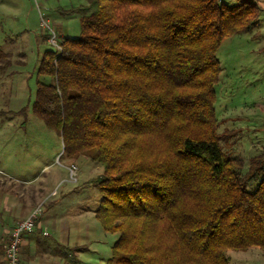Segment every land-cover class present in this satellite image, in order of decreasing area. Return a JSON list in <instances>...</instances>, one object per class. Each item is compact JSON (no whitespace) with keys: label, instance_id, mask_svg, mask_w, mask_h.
<instances>
[{"label":"trees","instance_id":"1","mask_svg":"<svg viewBox=\"0 0 264 264\" xmlns=\"http://www.w3.org/2000/svg\"><path fill=\"white\" fill-rule=\"evenodd\" d=\"M257 0H86L80 33L45 50L32 112L63 152L103 166L95 217L118 232L104 264H229L264 253V152L221 145L215 85L223 38L245 30ZM0 50V71L7 66Z\"/></svg>","mask_w":264,"mask_h":264},{"label":"rangeland","instance_id":"2","mask_svg":"<svg viewBox=\"0 0 264 264\" xmlns=\"http://www.w3.org/2000/svg\"><path fill=\"white\" fill-rule=\"evenodd\" d=\"M85 3L86 0H0V50L6 53L8 61L0 71V211L5 203L8 208L10 203L17 205L12 201L33 202L38 194L34 189L42 177L47 178L46 185L53 186L58 177L65 174L63 165L71 157L63 152L58 133L45 126L32 112L31 105L37 82L50 80L47 75L37 74L43 52L52 47L48 27L56 34L58 43L66 36L77 37L80 14H65L61 10ZM253 24L254 21L245 30L222 39L216 53L220 73L215 85L217 132L225 135L221 145L228 154L242 161L241 173L250 190L255 188L260 176L246 175L248 162L252 156L264 152V51L252 53L248 49L250 44L256 45L251 43L250 35H246ZM0 64H4L1 59ZM84 158L80 156L74 161L79 163ZM88 160L78 172V183L82 177L103 172L99 162ZM46 164L48 167L43 168ZM34 177L38 179L36 182L26 184L25 180ZM65 178L56 185L55 194L41 202L45 201L42 210L59 201L63 188L70 185L69 174L66 173ZM80 184L88 191V206H98L99 186ZM73 206L74 202L68 206L66 202L64 207L70 210ZM4 214L0 213V264L3 244L9 235L1 226ZM90 221L95 228L86 232L82 227L78 231L76 240L81 243L74 250L78 257L72 254L64 257L57 252L59 249L51 248L46 258L39 251L37 263L62 264L64 258H69L72 264H102L103 257L111 256V245L118 232L105 231L95 216ZM227 256L229 264H264V253L258 246L229 249Z\"/></svg>","mask_w":264,"mask_h":264},{"label":"crops","instance_id":"3","mask_svg":"<svg viewBox=\"0 0 264 264\" xmlns=\"http://www.w3.org/2000/svg\"><path fill=\"white\" fill-rule=\"evenodd\" d=\"M257 2L259 5L258 15L254 20V24L246 34L250 35V37L253 39V41L251 42L252 44L256 43L255 46H252L251 44L249 45L248 49L251 50L252 53L255 51H264V0H257ZM262 65H264V62L262 63ZM86 158L87 157H85L84 159H80L81 161H78L79 163H76V161H74V158L69 159L68 162L64 163L63 165L65 174H69L68 166H70L71 164H76L78 166V177V172L82 165L86 164L87 161H89L88 158ZM47 167V164L43 166V168ZM65 174H63L60 178L58 177L53 186L51 184L49 186L46 185L47 178L42 177L43 179H40L39 183L34 189V191H37L38 194L33 202L29 200L28 202L21 204L17 200L12 201L17 205L14 206V204L10 203V208L6 207L7 203H5L2 207V210L0 211L1 215L3 214V212H5V214L1 216L2 230L5 232H9L11 226L18 219L25 217L37 204L41 203L43 200L51 198L56 192L55 188L58 182L60 180L66 179ZM92 177L94 176L89 175L86 177H82L80 183H83L86 187H89L88 185L92 184L89 183L88 180H90ZM36 180L38 179L34 177L30 180H25V182L26 184L31 185L36 182ZM78 181V178H76L75 181H69L70 185L63 188L59 196V201H56L55 203L52 202V204L48 206V209H43L36 222L35 228L32 231L25 233L20 252L21 264H38L37 261L39 257V251H41V253L44 254L46 258V254L51 248L53 250L54 248L59 249L60 252H57L64 257H70V254H72V257H78V254L76 255L74 251L75 247L79 246V243H81L76 240L78 238V231L82 229V227L85 228L86 232H89L90 228L92 227L95 228L94 222L90 221V218L92 216H95V210L97 208V205L96 207L92 208L88 206L86 200V197L88 196L86 193L88 191L86 189H82L81 184L78 183ZM66 202L67 206L70 205L71 202H74L73 208L67 210L68 208L64 207ZM43 203H45V201ZM48 210L50 211V213H47ZM43 230H46L49 235L44 236V234L42 233ZM43 237H48L50 238V240ZM95 240L96 238L94 237L93 242ZM100 242L101 240H99V244ZM99 244L98 247L100 248ZM108 258L109 257L107 256L105 258L103 257L102 264H104ZM41 260L42 259L40 258V261ZM68 260L69 258H64L62 264H72ZM1 264H5L4 255L2 254Z\"/></svg>","mask_w":264,"mask_h":264},{"label":"built area","instance_id":"4","mask_svg":"<svg viewBox=\"0 0 264 264\" xmlns=\"http://www.w3.org/2000/svg\"><path fill=\"white\" fill-rule=\"evenodd\" d=\"M48 29L50 30L49 34L52 45L60 51L61 46L56 39V34L50 27H48ZM68 171L70 181H75L77 178L78 166L76 164H71L68 166ZM42 207L43 203L37 204L25 217L18 219L12 225L8 238L3 244V255L6 264H21L20 252L24 235L35 228L39 215L42 212ZM42 233L44 235H49L46 230H43Z\"/></svg>","mask_w":264,"mask_h":264}]
</instances>
